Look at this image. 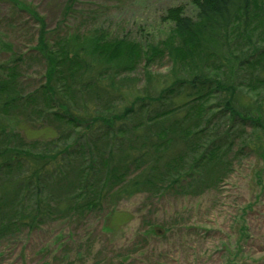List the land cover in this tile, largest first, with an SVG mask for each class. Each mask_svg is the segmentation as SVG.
<instances>
[{
  "label": "trees",
  "instance_id": "obj_1",
  "mask_svg": "<svg viewBox=\"0 0 264 264\" xmlns=\"http://www.w3.org/2000/svg\"><path fill=\"white\" fill-rule=\"evenodd\" d=\"M194 2V15L169 8L173 26L147 47L99 30L52 42L35 13L43 82L25 91L0 65V239L134 194L199 195L234 151L264 150V0ZM159 58L167 71L149 67ZM16 117L56 134L29 139ZM56 241L73 264L64 231Z\"/></svg>",
  "mask_w": 264,
  "mask_h": 264
},
{
  "label": "rangeland",
  "instance_id": "obj_2",
  "mask_svg": "<svg viewBox=\"0 0 264 264\" xmlns=\"http://www.w3.org/2000/svg\"><path fill=\"white\" fill-rule=\"evenodd\" d=\"M194 1L0 0V65L19 67L25 91L43 82L45 60L33 49L42 32L35 13L45 18L51 41L75 30H99L147 47L173 26L164 19L169 8L194 15ZM169 66L167 58L149 65L157 72ZM133 73L141 77V69ZM11 124L29 139L56 134L23 118ZM235 152L220 186L199 195L134 194L108 200L97 212L22 229L0 239V264H62L59 231H64V250L69 248L73 264H264V150Z\"/></svg>",
  "mask_w": 264,
  "mask_h": 264
}]
</instances>
